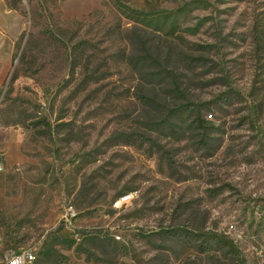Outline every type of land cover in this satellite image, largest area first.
Instances as JSON below:
<instances>
[{
	"label": "rangeland",
	"instance_id": "374dc122",
	"mask_svg": "<svg viewBox=\"0 0 264 264\" xmlns=\"http://www.w3.org/2000/svg\"><path fill=\"white\" fill-rule=\"evenodd\" d=\"M4 1L2 245L264 264V0ZM205 232L228 244L200 251Z\"/></svg>",
	"mask_w": 264,
	"mask_h": 264
},
{
	"label": "crops",
	"instance_id": "0c3cea01",
	"mask_svg": "<svg viewBox=\"0 0 264 264\" xmlns=\"http://www.w3.org/2000/svg\"><path fill=\"white\" fill-rule=\"evenodd\" d=\"M9 11L10 8L7 3L0 0V92L14 54V39L17 32L15 27L8 23L9 21L2 22L4 16L8 17ZM15 15L12 16L14 20H16ZM2 136L5 137L6 141L15 138L8 129H4Z\"/></svg>",
	"mask_w": 264,
	"mask_h": 264
},
{
	"label": "built area",
	"instance_id": "2783aa9c",
	"mask_svg": "<svg viewBox=\"0 0 264 264\" xmlns=\"http://www.w3.org/2000/svg\"><path fill=\"white\" fill-rule=\"evenodd\" d=\"M34 260L35 253L31 248L4 247L0 238V264H32Z\"/></svg>",
	"mask_w": 264,
	"mask_h": 264
},
{
	"label": "trees",
	"instance_id": "16d2710c",
	"mask_svg": "<svg viewBox=\"0 0 264 264\" xmlns=\"http://www.w3.org/2000/svg\"><path fill=\"white\" fill-rule=\"evenodd\" d=\"M191 61H194V58L191 57L190 59ZM172 83V87L176 90V91H180L179 89V85L177 82H171ZM181 92V91H180ZM202 235L201 237V242L199 243L198 249L200 251H207L208 249L212 248V245H220V244H228L227 240H223L221 237L216 236V234L213 233H209V232H205L203 234H195V236H199ZM180 236L182 237H186V233L180 234ZM48 258V256H47ZM46 258V259H47Z\"/></svg>",
	"mask_w": 264,
	"mask_h": 264
}]
</instances>
